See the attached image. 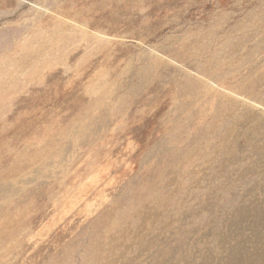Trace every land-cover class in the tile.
<instances>
[{"label":"rangeland","instance_id":"1","mask_svg":"<svg viewBox=\"0 0 264 264\" xmlns=\"http://www.w3.org/2000/svg\"><path fill=\"white\" fill-rule=\"evenodd\" d=\"M0 264H264V0H0Z\"/></svg>","mask_w":264,"mask_h":264}]
</instances>
